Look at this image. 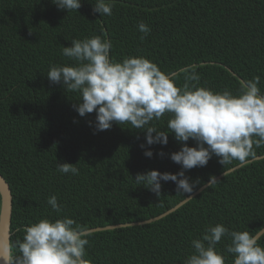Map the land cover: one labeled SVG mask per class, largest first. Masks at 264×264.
Returning a JSON list of instances; mask_svg holds the SVG:
<instances>
[{
	"label": "trees",
	"instance_id": "trees-1",
	"mask_svg": "<svg viewBox=\"0 0 264 264\" xmlns=\"http://www.w3.org/2000/svg\"><path fill=\"white\" fill-rule=\"evenodd\" d=\"M93 4L81 0L77 12H67L52 0H0V174L12 195V241L22 239L17 228L43 217L67 216L86 230L146 220L189 195L177 192L175 182L161 181L157 196L134 180L153 169L181 170L170 159L182 143L172 133L167 145H148L145 132L127 124L114 122L97 131L95 111L81 117L74 109L79 93L49 80L51 65L74 63L62 55V46L72 40L103 34L112 41L113 59L143 56L166 72L198 65L200 85L214 91L236 93L241 81L259 76L264 93V0H116L111 16H101ZM141 22L151 29L143 40ZM169 118L165 114L153 123L167 131ZM186 143L195 146L192 139ZM145 150L152 151L151 158ZM255 153L253 161L160 219L91 232L86 259L183 264L193 251L191 241L209 225L256 234L264 227V146ZM218 160L213 155L206 166L185 171L190 181H198L193 192L210 176L241 163L223 166ZM64 162L79 174L60 173L58 163ZM51 195L60 213L48 205ZM227 243L222 240L217 250L224 252ZM259 243L264 246V236ZM225 255L226 264H233V254Z\"/></svg>",
	"mask_w": 264,
	"mask_h": 264
},
{
	"label": "clouds",
	"instance_id": "clouds-1",
	"mask_svg": "<svg viewBox=\"0 0 264 264\" xmlns=\"http://www.w3.org/2000/svg\"><path fill=\"white\" fill-rule=\"evenodd\" d=\"M52 3L67 12H77L81 7V0ZM115 3L116 0H94L93 10L101 16H111ZM137 27L144 34L141 40L151 31L143 22ZM112 47V41L103 34L74 39L70 46H62V55L74 63L53 64L46 74L52 83L79 93L74 109L81 117L95 111L97 131L108 130L115 122L143 130L148 145H167L169 133L182 142L180 149L170 154V159L181 165L178 173L154 169L138 173L134 178L137 185L159 196L161 181H173L177 192L191 194L198 181H190L185 171L206 166L213 155L223 166L234 160L246 164L255 159V149L264 146V93L259 76L241 82L236 93L228 89L214 91L200 85L198 65L166 72L143 56L117 61L110 55ZM181 77L182 84L178 83ZM165 114L170 117L167 131L153 123ZM189 139L195 141V146L186 143ZM144 155L151 158L153 153L145 150ZM57 170L79 174V169L67 162L58 163ZM231 171L224 170L223 176ZM219 181L210 176L206 188ZM191 198L189 195L185 202ZM47 203L54 212L62 211L56 195L49 196ZM16 231L23 232L22 239L0 242V264H90L86 246L92 233L73 218L43 217ZM262 236L264 230L253 234L229 229L222 223L209 225L200 238L191 241L193 251L183 264H226L225 253L233 254V264H264V246L259 243ZM224 239L229 243L224 252L218 251L217 245Z\"/></svg>",
	"mask_w": 264,
	"mask_h": 264
},
{
	"label": "water",
	"instance_id": "water-1",
	"mask_svg": "<svg viewBox=\"0 0 264 264\" xmlns=\"http://www.w3.org/2000/svg\"><path fill=\"white\" fill-rule=\"evenodd\" d=\"M227 69L230 71L231 74H234V72L231 69H229V68H227ZM241 82H243V81H241ZM255 158H257V157H255ZM241 164L242 163H239V164H237L234 167L229 168V169L233 170L235 168H238ZM222 175H223V172L218 174L215 177L217 179H219ZM208 182H209V180L189 195L191 197H194V195H196L199 191H201L203 188L206 187ZM189 195H186L182 200L177 202L174 206L167 209L163 213L158 214L156 216H153L151 218H148L146 220L130 222V223H125V224L107 225V226H103V227H94V228L86 229L85 231L86 232H93V231H99V230H109V229H115V228L124 227V226L143 225V224L155 221V220L160 219V218L168 215L169 213L175 211L180 206H182L184 203H186L185 199L188 198ZM11 211H12V195H11V191L9 188V184L5 180V178L0 174V242H4L10 238ZM261 230H264V227Z\"/></svg>",
	"mask_w": 264,
	"mask_h": 264
}]
</instances>
